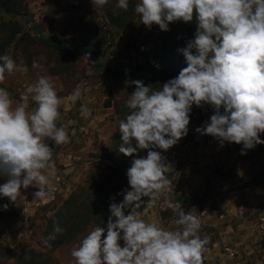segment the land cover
Returning <instances> with one entry per match:
<instances>
[{
    "label": "rangeland",
    "instance_id": "1",
    "mask_svg": "<svg viewBox=\"0 0 264 264\" xmlns=\"http://www.w3.org/2000/svg\"><path fill=\"white\" fill-rule=\"evenodd\" d=\"M137 3L129 0L124 11L116 7L117 0H108L103 7L92 0H0V56L9 55L28 68L26 73H6L0 88L10 93L15 107L38 76L49 77L61 99L56 123L65 128L69 142L56 145L49 138L44 142L53 154L62 145L65 150L74 147L76 153L75 160L65 155V167L61 166L65 183L59 182L63 188L53 190L54 198L34 200L38 191L34 186L22 187L13 202L0 197V264H72V248L93 228L106 229L110 204L122 202L120 193L130 190L127 170L133 159L146 157L148 150L133 156L118 151L119 122L129 114L126 102L135 91L125 82L143 81L158 90L170 79L145 72L110 74L96 66L95 57L112 71L145 63L168 70L169 50L179 52L197 31L195 19L172 22L169 31L155 24L149 29L135 12ZM85 53H90L89 63L81 58ZM81 82L82 95L73 102L68 97ZM81 105L90 115L81 113ZM33 107L29 98V110ZM213 114L210 105H193L188 134L167 151L156 149L165 157V175L174 189L141 219L176 230L182 227L175 224L179 210L163 205L165 198L178 202L200 219L199 235L209 240L203 264H264V144L242 155V145L225 142L221 146L214 137L198 133L196 129L210 122ZM260 139L264 140V133ZM112 153L122 157L126 171L112 168L105 160ZM6 180L0 176V185ZM103 187L105 193L106 188L115 190L108 205L100 193ZM69 198L76 204L65 203ZM142 199L146 204L149 198ZM101 203L107 205L103 214ZM57 223L64 231L47 247L43 240ZM120 244L124 246L123 240Z\"/></svg>",
    "mask_w": 264,
    "mask_h": 264
},
{
    "label": "clouds",
    "instance_id": "2",
    "mask_svg": "<svg viewBox=\"0 0 264 264\" xmlns=\"http://www.w3.org/2000/svg\"><path fill=\"white\" fill-rule=\"evenodd\" d=\"M92 3L103 7L108 0ZM128 6L129 0H117V8L127 11ZM135 12L149 29L155 24L169 31L172 22L195 19L197 31L179 50L187 67L177 77L158 90L143 81L125 82L134 85L135 91L126 102L129 114L119 122L118 151L133 156L138 150H148L147 156L132 160L126 173L130 190L120 193L122 202L110 204L106 229L93 228L72 248V264H203L209 240L200 237L201 222L196 215L165 198L163 206L179 210L175 224L182 227L167 230L141 216L173 192L161 151L188 134L193 105L213 108L210 122L196 131L214 137L221 146L225 142L242 145L245 155L264 144L260 139L264 133V0H138ZM81 58L89 63L90 53ZM27 71L26 65H17L11 56H0V83L6 73ZM82 91L83 82L68 99L78 101ZM29 98L35 104L31 110ZM20 101L13 107L10 93L0 88V176L7 177L0 185V197L13 202L22 187L34 186L38 189L34 200L52 199L54 192L46 186L57 168L53 149L44 140L49 138L56 145L69 142L65 128L56 123L61 99L51 79L38 76ZM80 111L90 115L84 105ZM143 197L149 198L146 204ZM63 231L55 224L43 243L51 247L49 241Z\"/></svg>",
    "mask_w": 264,
    "mask_h": 264
},
{
    "label": "trees",
    "instance_id": "3",
    "mask_svg": "<svg viewBox=\"0 0 264 264\" xmlns=\"http://www.w3.org/2000/svg\"><path fill=\"white\" fill-rule=\"evenodd\" d=\"M5 13L9 14L7 11H5ZM51 40H56V39L52 38ZM169 51H170L169 55H167V57L165 58V61H166L167 65L169 66L168 70L163 69L161 67L154 66V65H150L148 63H145V64H137V65L131 66L127 69L112 71L107 66L101 64L99 62L98 57H95V64L97 67L103 66L108 73L115 74V75H121V74L129 73V72H145V73H149V74L160 75L166 79H173L179 75L180 71L182 70V67H185V62L183 61V58L181 57V55L179 53L180 51L178 52L175 48H172ZM261 136H263V135H261ZM105 160L108 161L112 165V168H115V169L117 168L122 172L127 170V166H125V163H124L122 157L117 155L116 153L107 154ZM104 189H105V187H103V189L100 191V193L103 197L106 198L107 205H108L109 200L112 199L111 195L113 194V192H115V190L113 191V189H107L106 188V193H105V192H103ZM109 194H111V195H109ZM69 200H70V198L65 203L69 202ZM76 202L77 201H74V202L70 201L69 203L76 204ZM101 205L103 206V211L101 212V214H103L105 212L104 210L106 209L107 205H105L104 203H101ZM47 237H45V238H47ZM22 261H23V259H21V262ZM45 264H50V263L46 262Z\"/></svg>",
    "mask_w": 264,
    "mask_h": 264
},
{
    "label": "crops",
    "instance_id": "4",
    "mask_svg": "<svg viewBox=\"0 0 264 264\" xmlns=\"http://www.w3.org/2000/svg\"><path fill=\"white\" fill-rule=\"evenodd\" d=\"M73 148L69 146V148L67 150H65V145H62L60 152L58 154L57 153L53 154V160L55 161L56 168H57V174L54 177H55V180L57 182L54 181L53 177L49 178L48 184H51V185H49V188H51L52 190H60L63 188V186H61V183L62 184L65 183V177L63 174L65 172V169H63V167H65V155H67L66 157H68L69 159L75 160L76 159V153L74 152ZM70 164L75 165L74 162L70 163ZM61 166H63V167H61ZM69 170H71V169H69ZM1 177L7 179V177H4V176H1ZM59 182H61V183H59ZM69 186L72 187V183H70Z\"/></svg>",
    "mask_w": 264,
    "mask_h": 264
},
{
    "label": "built area",
    "instance_id": "5",
    "mask_svg": "<svg viewBox=\"0 0 264 264\" xmlns=\"http://www.w3.org/2000/svg\"><path fill=\"white\" fill-rule=\"evenodd\" d=\"M226 251H228V252H229V251H230V249H226Z\"/></svg>",
    "mask_w": 264,
    "mask_h": 264
}]
</instances>
